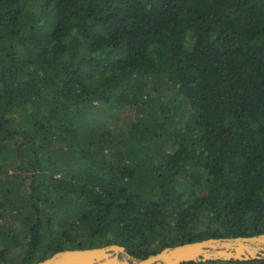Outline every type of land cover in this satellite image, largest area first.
<instances>
[{"label": "trees", "instance_id": "16d2710c", "mask_svg": "<svg viewBox=\"0 0 264 264\" xmlns=\"http://www.w3.org/2000/svg\"><path fill=\"white\" fill-rule=\"evenodd\" d=\"M260 233L264 0H0V264Z\"/></svg>", "mask_w": 264, "mask_h": 264}, {"label": "water", "instance_id": "95a60500", "mask_svg": "<svg viewBox=\"0 0 264 264\" xmlns=\"http://www.w3.org/2000/svg\"><path fill=\"white\" fill-rule=\"evenodd\" d=\"M126 256H129V259ZM254 259H264V233L189 241L166 247L144 259L133 257L127 248L120 244L63 249L36 264H182L189 261Z\"/></svg>", "mask_w": 264, "mask_h": 264}, {"label": "rangeland", "instance_id": "374dc122", "mask_svg": "<svg viewBox=\"0 0 264 264\" xmlns=\"http://www.w3.org/2000/svg\"><path fill=\"white\" fill-rule=\"evenodd\" d=\"M131 120L130 119H123L122 122H121V127L123 130H127L131 124Z\"/></svg>", "mask_w": 264, "mask_h": 264}, {"label": "bare ground", "instance_id": "6f19581e", "mask_svg": "<svg viewBox=\"0 0 264 264\" xmlns=\"http://www.w3.org/2000/svg\"><path fill=\"white\" fill-rule=\"evenodd\" d=\"M127 257V259H129V256H126Z\"/></svg>", "mask_w": 264, "mask_h": 264}]
</instances>
